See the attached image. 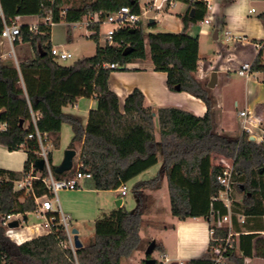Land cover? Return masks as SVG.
Here are the masks:
<instances>
[{"label": "trees", "instance_id": "1", "mask_svg": "<svg viewBox=\"0 0 264 264\" xmlns=\"http://www.w3.org/2000/svg\"><path fill=\"white\" fill-rule=\"evenodd\" d=\"M172 1L188 6L181 17L182 33H145L140 21L135 28L119 30L114 45L101 46L99 34L89 37L97 42L94 56L67 66L51 55V27L40 24V33L35 34L29 32L28 25H22L21 36L14 44L30 43L35 49V58L18 63L0 58V123L7 125L6 130L0 131V146L11 152L25 150L28 155L23 172L0 169V215L26 216L37 210L34 197L14 191L15 181L26 177L38 160L39 145L35 139L28 138L34 131L32 113L39 116L37 128L49 136L52 147L59 146L63 126L71 127L73 137L68 148L75 150L76 144H82L79 165L83 172L93 175L85 181L89 189H119L156 166L160 156L163 161L158 177L135 184L136 207L128 211L122 206L97 219L93 236L75 252L61 245L66 239L61 226L17 244L6 236V228L0 225V264H125L136 252L146 250L141 231L150 208L148 192L162 188L163 176L168 179L172 216L180 221L204 218L210 222L217 211L227 214L223 203L214 200L222 190L218 177L225 168L214 163L216 155L234 160L239 174L237 189L243 194L241 202L232 203L233 231L238 235L234 237L229 258L235 264H245L246 258H264V235L260 233L264 227L258 226L264 218V142L257 144L246 135L233 137L216 132L213 118L216 98L197 77L199 40L187 34L191 24H198L209 15L207 7L201 1ZM0 2L7 20L19 16L42 19L49 8L54 10L56 23L81 20L94 12L105 17L122 7H129L140 16L144 12L140 0H54L52 5L46 0ZM61 12H65L63 17ZM261 18L264 20V14ZM156 26V22L149 24V28ZM3 27L0 18V34ZM262 56L261 52L254 59L253 73L264 75ZM148 59L155 71L167 74L171 91L186 92L202 100L207 107L206 115L197 117L177 108H161L156 112L145 106L144 94L139 89L129 94L122 111L118 95L109 88L110 76L118 69L105 65L125 68ZM79 98L97 100L86 125L82 117L64 112L66 106L75 104ZM155 113L160 123L159 142L155 136ZM51 168L56 179L72 176L76 170L73 167L69 172L57 174L52 160ZM46 174V171L41 173L42 177ZM34 192L39 198L52 197L41 180L34 181ZM240 215L244 223L239 221ZM215 229L217 238L227 236L226 228ZM214 245L210 241L209 253ZM156 250L163 251L161 243H156ZM189 264L212 262L209 257L191 260Z\"/></svg>", "mask_w": 264, "mask_h": 264}, {"label": "crops", "instance_id": "2", "mask_svg": "<svg viewBox=\"0 0 264 264\" xmlns=\"http://www.w3.org/2000/svg\"><path fill=\"white\" fill-rule=\"evenodd\" d=\"M154 1L155 0H152L149 3V5L153 4ZM212 3H213V12L211 13L212 16L211 24L209 26H204L201 25L200 23L191 24L187 30V34L191 37L198 38L199 40V61H198L197 77L204 84H206L210 80V78L208 79V76L211 77L214 72L217 73V84L213 89H211L217 102L216 107L214 109V117H213L214 123L216 125V132L219 134L226 133L228 135H231L227 133L226 130L223 128L222 116L219 114V110L221 109L222 106V101L220 95L218 94V89L221 83L223 87L227 86V84L229 83V77H230L229 74L232 72L238 73V69L240 68L241 63L251 62L256 58L258 51L255 49L253 44L264 42V20L261 18V15L264 14V0H248L249 11L244 17L242 24L240 25L232 24L231 26H230V20L232 17L236 16L233 6L236 5L237 0H213ZM252 5H256L260 9L259 14H257L256 17H254L253 15L256 14L258 11L255 10L254 8H251ZM141 8L143 9L142 6ZM187 10H188L187 4L183 2H175L174 6L166 5L163 10L159 12H155L154 18L156 20L157 25L159 20L162 23L160 27L162 30L156 29V31L182 33L184 31V24L182 22L181 17L184 14H186ZM20 18H27V17L19 16L14 19H16L19 22L18 19ZM32 18H35V20L32 22L26 21L19 23L21 25H28V26L40 24L41 22L40 17L32 16ZM236 18L238 19V17ZM220 28L225 30V33L228 31L232 35L241 37L243 41L242 42L234 41L235 45H233L232 47L225 46L222 44L221 46L217 45L216 46L217 54L215 57H207L203 55L201 53L202 38L212 35L213 41L217 44V41L220 39ZM215 30H218L217 39L214 38ZM68 38H69V42H72L73 44L74 37L69 35ZM5 41H6L5 39L0 37V58L3 60L12 59L10 55L7 56L6 54H4L3 44L5 43ZM248 42H251L252 45L249 44ZM51 43L52 46H57L53 44V38H51ZM31 47H32L31 49L32 55L30 57L24 56L20 60H17V58L15 57L17 63L20 61H26L35 58L36 56L35 49L33 48L32 45ZM147 49L149 50L148 47ZM254 49L256 51H254ZM215 69L217 70L214 71ZM250 79L247 80L250 81ZM109 88L118 95L122 111L124 108L125 101L129 96V94H131L135 89H139L144 94L145 106L148 108H152L156 112L158 109L161 108H177L189 112L197 117H204L207 113L206 104L202 100L186 92L171 91L167 86V74L164 72L155 71L154 65L150 59L144 62L129 64L125 68L122 67L121 70H116L112 72L109 79ZM96 107H97V100L95 98H79L75 104H72V114L82 117L86 125L90 111L92 109H95ZM246 108H249L254 113H258L264 116V109L262 107L257 108L255 111L249 106H247ZM154 123L156 126V133H155L156 140L159 142L161 140V136L159 131V124H160L159 117L157 113H155ZM6 128H7L6 124L0 123V131H4L6 130ZM239 135L240 134L233 137H239ZM72 137H73V132H72ZM77 149L79 150L77 157L78 163L76 165L78 167L82 152V144H76L75 145L76 152ZM27 159H28V155L25 150H18L11 152L7 148L0 146V169L14 171V172H23ZM60 164H56L55 166H59ZM152 168H156V172H155L156 174L154 173L153 178H149L147 180L154 179L161 174V171L163 169V161L161 156L159 157L158 164ZM150 177H152V175ZM147 180H141V181H147ZM141 181H137L136 183ZM162 182L163 183L161 189L154 192H148V194L151 196L152 199H156V200L164 199L165 201H168L169 199L170 212H171V200H170V193L168 187V179L166 176H163ZM76 191L80 192L79 190ZM110 191H113L115 193L117 197V201L122 200L121 206H124L125 197L121 196L120 188ZM89 192L94 193L99 191L89 189ZM165 206L167 207V205ZM73 213L74 212L72 209V215ZM30 215H35L37 219H41V222H37L30 226H26V230L24 233L26 236H24V238H21L20 240H16L15 238L19 236V233H17L15 230L13 231L11 237H9L8 235L6 236L9 237L15 243L21 244L28 240L37 238L43 234H47L46 230L43 228L45 218L39 217L36 212L28 213L26 216L23 215L24 221L22 222V224L23 223L25 224V222L27 221ZM199 219L200 218H190L186 221H180L178 218L173 216V219L169 223L168 229H170L169 231L174 232L176 236V246L171 247L167 245V243L165 242L162 241L159 242L163 246V253L167 256H170L171 262H182L186 260L188 261L189 264L191 260L208 259L210 257V253L208 252V247L210 243L209 229L211 223L206 220L207 224L201 223L199 225L198 223ZM260 222L262 223L258 226L264 227V218ZM22 227H24V225ZM73 229L78 230L79 239L83 245L87 243V241L93 236L91 235L89 237L82 238V232L80 228L78 227ZM257 229L258 228H255L254 230ZM204 233L206 235L205 237L203 236ZM260 233L264 234L262 232ZM263 261L264 258L261 257L246 258L245 264H257V263L260 264ZM145 262H146V258L144 259L143 263Z\"/></svg>", "mask_w": 264, "mask_h": 264}, {"label": "rangeland", "instance_id": "3", "mask_svg": "<svg viewBox=\"0 0 264 264\" xmlns=\"http://www.w3.org/2000/svg\"><path fill=\"white\" fill-rule=\"evenodd\" d=\"M152 0H140L141 6L143 10H147L151 8L149 3ZM213 5V3H212ZM251 8H254L258 12L253 16L256 17L259 14V8L256 5H252ZM151 11V9H150ZM160 16V15H159ZM27 18L18 19L19 22H32L35 18L32 16H26ZM160 19V18H159ZM142 28L145 33L149 32H158V30H162L161 21H158L157 28H149V20L146 19L143 15L141 16ZM114 27L110 24H102L100 26V38L99 44L101 46L106 45V35L109 30ZM151 30V31H150ZM167 32V31H163ZM69 35L74 37V42H69ZM52 38L53 44L57 46H63L65 49L70 51L73 54V58L67 61L61 62L62 65L70 66L81 60L85 57L94 56L97 48V42L94 39L88 38V34L85 30L81 31H72L68 23L62 21L52 27ZM251 44V42H248ZM225 45V46H233L235 42L232 40H227L225 35V30L220 28V39L217 41V44L213 41L212 35L202 38V46L201 53L207 57H215L216 56V46L217 45ZM252 45V44H251ZM4 54L10 57L17 63V60H20L24 56L30 57L32 55V47L30 43L21 42L16 43L13 46L9 44L6 40L3 44ZM254 51H256L254 49ZM17 60H16V58ZM264 62V59H263ZM122 68H118L121 70ZM215 69L214 71H216ZM229 83L227 86L223 87L222 83L219 86L218 94L221 97L222 106L219 110V114L222 116L223 120V128L227 133L232 136H236L238 134L239 137L242 136V130L238 122V112L244 110L247 106L251 107L254 111L257 108L264 109V75L262 73H254L249 80L245 77H240L238 73H230L229 74ZM225 77V76H224ZM211 79L208 76V79ZM223 79V78H221ZM210 80L206 83L208 84ZM64 112L68 114H72V105H68L64 108ZM28 126V123L26 124ZM72 140V130L69 125L65 124L61 131V140L58 147H52V164L55 166L56 164H60L64 159L65 152L69 149V145ZM75 156L73 163L74 168H77L78 163V153ZM215 164L223 165L224 167L233 166L234 160L227 159L222 156L216 155L214 159ZM235 171L236 167L233 166ZM156 172V168H150L149 170L143 172L139 175L138 178L129 181L126 186L128 187V196L124 199V206L128 211H132L136 207V199L133 194V188L137 181L147 180L149 178H153V174ZM156 174V173H155ZM152 175V177H150ZM239 176V174H238ZM237 180V179H236ZM237 183L239 182L236 181ZM245 187L244 184H242ZM243 189V188H242ZM245 189V188H244ZM78 191H68L63 190L58 193L57 198L60 202L59 204H55L56 209L61 207L62 211L71 217V229L80 228L82 232V238L89 237L94 234V222L98 218L103 217L105 214H109L112 211L117 209V197L113 191H99V192H89V188L85 182L82 183V189ZM242 190L237 189V184L234 188L233 194V202L239 203L243 199ZM245 192V191H244ZM167 205V207L165 206ZM73 209V215H72ZM17 217L15 220H18ZM173 219V216L170 212V201H165L164 199H152L150 200V208L147 214L144 217V222L142 225L141 238L143 242L146 244V249L152 241L165 242L167 245L173 247L176 246V236L174 232L169 231L168 229L169 223ZM41 222V219H37L35 215H30L25 222V224L21 222V225L15 229L19 236L16 237V240H20L26 236L25 230L26 226H30L34 223ZM199 225L201 223L207 224L204 218L199 219ZM24 225V227H22ZM264 235V234H263ZM205 237V233L203 234ZM168 246V247H169ZM170 248V247H169ZM145 251H138L134 254V256L127 261L125 264H143L144 259L146 258ZM163 251L156 250L152 257L161 260V256L163 255ZM170 258V256H168ZM169 264H179V262H171ZM182 264H188V261H182ZM226 264H235L230 259ZM258 264V263H257ZM260 264H264V261Z\"/></svg>", "mask_w": 264, "mask_h": 264}, {"label": "built area", "instance_id": "4", "mask_svg": "<svg viewBox=\"0 0 264 264\" xmlns=\"http://www.w3.org/2000/svg\"><path fill=\"white\" fill-rule=\"evenodd\" d=\"M50 5L54 3V0H46ZM191 1H201L205 3L207 7V11L209 15L204 19V21L200 22L201 25L209 26L211 24L212 16L211 13L213 12V0H191ZM166 5L174 6L175 1L172 0H155L152 4L151 8L145 10L143 12V16L147 18V14L149 13L150 9L154 10L155 12H159L164 9ZM254 12V10H253ZM65 12H61L60 16L63 17ZM0 18L3 22V30L0 34V37L7 40L11 45L19 39L21 36V24L16 20H7L0 4ZM64 21V20H62ZM141 21V16L137 15L136 13L132 12L129 7H122L120 10L110 13L103 16L100 12L90 13L88 16L84 17L81 20L66 22L68 23L69 28L72 31H81L85 30L88 34V37L100 33V26L102 24H110L114 28L109 30L106 35V44L107 45H114V37L115 34L124 28H135L138 26V23ZM40 24L53 27L54 25L58 24L54 20V10L53 8H49L46 10V15L44 18L41 19ZM40 24L37 25H30L28 26L30 33L39 34L40 33ZM99 27V29H97ZM227 40H232L236 42H242L243 39L241 37H237L232 35L230 32L225 33ZM100 36V34H99ZM255 49L259 53H263L262 58L264 59V42L261 43H254L253 44ZM257 54V55H258ZM51 55L55 61L61 63L63 61H67L73 58V54L65 49L63 46H52L51 48ZM257 57V56H256ZM254 61V60H253ZM251 62H243L238 69V74L241 77H245L250 79L254 74L252 72V64ZM105 67H110L111 69H118L122 68L115 64L105 65ZM39 116L37 114L32 113V122L34 125V131L29 134V139H35L39 145L38 151V160L42 159L45 162V169L44 171L47 172L45 177H42L41 171H38L33 165L32 171L23 179L15 181L14 183V191L23 192L25 196L34 197L35 202L37 204L36 213L39 217L45 218V222L43 224V228L46 230L47 233H51L54 231L55 227L61 226L64 233L66 234V239L61 242V245L64 248H70L73 252H75V242H74V235L71 229V217L66 215L61 207L56 209L55 204H59L60 202L57 198L59 192L63 190L68 191H76L82 189V183L91 180L93 175L91 173L83 172L79 165L74 174L72 176L63 178V179H56L52 168H51V148L52 143L51 139L48 135L42 134L37 128V120ZM238 122L242 130V135H246L249 140L253 138V142L257 144H262L264 142V116L252 112L249 108H245L242 111L238 112ZM234 166V165H233ZM233 166H227L224 168L223 173L218 177V181L222 186V190L218 194L215 201H219L223 203L225 208L227 209V214L222 215L219 211L212 214L210 219V241L215 242L211 252H210V260L212 264H226L228 262L229 253L234 244V237L237 236V233L233 231L232 225V203H233V194L234 188L237 184L236 177L238 173L235 171ZM34 170L37 173H34ZM41 180L43 185L48 189L49 193L52 197H36L34 192V181ZM121 196L126 197L128 195V187L122 185L120 187ZM18 220H15L16 218ZM238 219L241 223H244V217L238 216ZM18 221L21 225V222L24 221L22 214H6L0 215V225L6 228V235L11 237L13 231L15 229H11L8 225L13 222ZM214 226V227H213ZM226 228L228 230L227 236L225 238H217L216 237V229ZM264 233V232H262ZM155 259V258H154ZM171 263V259L163 254L161 256V260L156 259V264H169ZM146 264V263H143ZM182 264V262H179Z\"/></svg>", "mask_w": 264, "mask_h": 264}, {"label": "water", "instance_id": "5", "mask_svg": "<svg viewBox=\"0 0 264 264\" xmlns=\"http://www.w3.org/2000/svg\"><path fill=\"white\" fill-rule=\"evenodd\" d=\"M154 15H155L154 10L149 11V13L147 14L149 24H154L156 22ZM214 38L215 39L218 38V30L214 31ZM126 53H129V50H127ZM216 84H217V73L214 72L212 74L210 82L207 84V86H208V88L213 89L216 86ZM23 124H24V122L21 121V123H20L21 127H23ZM250 141H253V138H251ZM75 156H76V151L72 150V149H68L65 152L63 161L55 169V173L62 174V173L71 171L73 169V166H74L73 160H74ZM34 165L38 171L42 172L45 169V162L42 159L37 160ZM116 204H117V208H121L122 207L121 206L122 200L117 201ZM8 227L11 229H16L19 227V222L13 221L8 225ZM72 233L74 235V242H75L76 249L83 247V244L79 239L78 230L73 229ZM155 251H156V241H152L145 251V255H146V262L145 263L146 264H156V259L152 258V254Z\"/></svg>", "mask_w": 264, "mask_h": 264}, {"label": "clouds", "instance_id": "6", "mask_svg": "<svg viewBox=\"0 0 264 264\" xmlns=\"http://www.w3.org/2000/svg\"><path fill=\"white\" fill-rule=\"evenodd\" d=\"M236 16L232 17L230 20V26L232 24L240 25L242 24L244 17L249 11L248 0H237L236 5L233 6ZM238 17V19L236 18Z\"/></svg>", "mask_w": 264, "mask_h": 264}]
</instances>
